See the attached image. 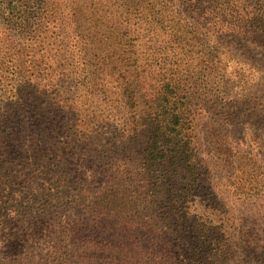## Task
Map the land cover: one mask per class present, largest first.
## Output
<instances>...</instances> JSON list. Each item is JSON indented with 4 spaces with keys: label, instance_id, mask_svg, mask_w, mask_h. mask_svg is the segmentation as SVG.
Wrapping results in <instances>:
<instances>
[{
    "label": "rangeland",
    "instance_id": "rangeland-1",
    "mask_svg": "<svg viewBox=\"0 0 264 264\" xmlns=\"http://www.w3.org/2000/svg\"><path fill=\"white\" fill-rule=\"evenodd\" d=\"M13 1L0 0V142L8 152L0 158V264L86 262L90 252L84 246L121 251L119 258L106 255L116 262L132 261L137 248L163 264H264V0L212 3L224 24L212 17L203 21L194 10L204 3L189 0H44L47 5L32 15ZM236 7L258 18L230 19ZM82 8L91 23L70 16ZM53 10L55 16L47 12ZM135 51L142 60L143 107L149 114L175 108L188 113L186 128L208 169L202 171L203 192L188 206L209 227L222 230L213 233L215 241L203 255L188 240L180 258L172 236L164 241L145 228L146 205L111 217L91 212L90 201L106 182L87 193L75 188L53 197L64 180L82 176L92 183L97 176L96 170L71 175L58 166L64 160L60 151L86 148L85 123L92 135L112 127L117 136V142L101 136L96 169H135L114 150L124 137L122 122L132 121L117 82L136 70L127 55ZM15 54L23 55L19 62ZM97 57L112 71L85 89L83 80ZM34 85L42 95H35ZM70 107L84 116L66 125L61 112ZM7 172L15 174L7 178ZM129 221L137 223L135 230ZM74 243L79 250L69 248ZM160 246L169 250L165 258Z\"/></svg>",
    "mask_w": 264,
    "mask_h": 264
},
{
    "label": "trees",
    "instance_id": "trees-1",
    "mask_svg": "<svg viewBox=\"0 0 264 264\" xmlns=\"http://www.w3.org/2000/svg\"><path fill=\"white\" fill-rule=\"evenodd\" d=\"M223 1L189 0V2L193 3H204L202 5L204 7L203 9L194 10V12L201 14L200 17L203 21L208 22V19L212 17L211 20L217 23L219 22V24H224L222 20L224 18L223 14L217 13L216 9H212L210 5L212 3H222ZM43 2L44 0L13 1V3H24L22 6L31 15L37 13L34 12L36 10L41 11L47 5V3ZM231 2L234 3V0H231ZM31 3H36L38 9L35 5H29ZM244 11L239 12V8L236 7L230 13V19H239V17L243 19L258 18L256 15L247 11V7H244ZM47 12L53 16L56 14L55 10L52 13ZM259 15L264 19V10L260 11ZM70 16H73L74 19L76 17L88 18V20L84 21L76 20L80 23L92 22L90 13L85 8L80 9L77 14H70ZM117 39L121 45L122 40L120 37H117ZM90 45L96 49L93 43H90ZM131 47L135 48V46ZM127 55L129 56V61H132L137 67L134 72L132 71V73L124 75L120 83L117 82V88L121 90L120 97L124 101L122 103L125 109H128L133 115L130 117L132 121H126L125 119L122 122L124 137L119 145L115 143L117 146L114 150H117V153L119 152L118 157L124 159L129 158L135 169H126L124 171L116 167H110L106 170L101 167L96 169L98 165V158L96 156L98 153L95 149L97 147L102 148L100 145L102 142L101 136H109L115 142H117V136L115 134L113 135L112 127L105 134L92 135L91 128H89V125H85L88 123H85L83 128L87 129L88 134L85 136L86 148L83 150L74 148L73 150L65 149L60 151L61 158L64 160L69 158L75 161V163H68L61 160L58 166L63 167L71 175L78 174L83 169L96 170L97 176L94 177L92 183H84L86 180L82 176H77V179L72 183H67L64 180L60 187L54 189L53 197L56 198L57 195L68 196L71 190H75V188H79L82 192L87 193L89 192L87 189L91 186L106 182L102 185L98 195L91 199L90 203L92 205L88 207L91 212L106 214L108 217H111L113 214H125L130 207H142L146 205L142 211V214H144L143 212L146 213L145 216H142L145 220L143 223L145 228L157 233L159 238H162L164 241H167L168 237L170 238L172 236V249L180 258L184 253L182 246L188 244V240L191 243L193 242L192 244L200 246L202 248L201 254L203 255L205 254L203 249H206L209 244L215 241L213 233L218 234L222 230L209 227L203 217L196 216L188 210V206L193 203V199L200 197L201 192H203L201 189L204 183L202 171L205 170L204 172L208 173L207 167L202 164V160L198 157L197 147L194 145V136L192 137L186 128L187 118H189L188 113H185L184 110L177 112L175 108L167 114L159 113L158 111L154 114H149L141 103V98L145 97L144 94L141 95L144 90L141 84L143 80L142 72H138L140 71L138 64L142 61L141 56L138 55L137 51L134 54L129 53ZM14 57L19 62V59L23 55L15 54ZM118 58V60H123L124 55L121 56L120 54ZM102 63L104 61L100 57L93 60L95 69L91 70L83 80V87L85 89L90 86H94L93 88H95L104 82V78H102L103 73L105 72L107 74L106 71L111 69L109 66L104 67V64L101 65ZM6 70L8 69L6 68ZM112 77H114V74H112ZM23 80L29 81L25 76H23ZM26 84L23 83V86L28 87ZM33 87L36 96L42 95L38 86L34 85ZM68 110L67 112L62 109L61 112L64 115L63 120H66V125L81 121L80 113L82 117L84 116L83 112L75 109V107H70ZM89 119L91 124H93V117ZM4 144L5 142H0V158H4L8 154L3 148ZM104 152L115 155L113 151ZM82 157L85 159V165L81 164ZM27 160L30 159L28 158ZM117 164L118 162L115 165ZM30 166L33 168L34 173H36V165L33 164ZM2 171L0 169V178L3 177ZM12 173L15 174V172H7L6 177L9 178ZM115 217L119 218L117 215ZM129 223L131 224V229L135 230L137 223L131 221ZM159 230L163 231L158 233ZM159 238L157 240H160ZM162 245L166 248L165 242ZM77 247L75 243L69 245V248L72 250H79L80 248ZM83 248L86 249V253L90 252L88 260L86 262L84 258L81 261L72 260L71 264H163L162 262H155L158 259L154 261L152 257L146 256L143 249L135 248L133 250L132 261L116 262V260H106V255L113 254L116 255V258H119L123 255L121 251L118 252L116 249L106 247L94 248V246H84ZM161 248L162 246H160L158 251L162 252V258H165L169 250ZM95 253L101 254V256H98V259H94V263H91L93 262L92 258Z\"/></svg>",
    "mask_w": 264,
    "mask_h": 264
}]
</instances>
